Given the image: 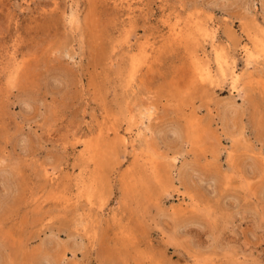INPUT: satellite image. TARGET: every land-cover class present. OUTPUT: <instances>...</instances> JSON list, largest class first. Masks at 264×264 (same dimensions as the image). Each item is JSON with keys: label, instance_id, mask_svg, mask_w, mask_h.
<instances>
[{"label": "rangeland", "instance_id": "1", "mask_svg": "<svg viewBox=\"0 0 264 264\" xmlns=\"http://www.w3.org/2000/svg\"><path fill=\"white\" fill-rule=\"evenodd\" d=\"M0 264H264V0H0Z\"/></svg>", "mask_w": 264, "mask_h": 264}, {"label": "bare ground", "instance_id": "2", "mask_svg": "<svg viewBox=\"0 0 264 264\" xmlns=\"http://www.w3.org/2000/svg\"><path fill=\"white\" fill-rule=\"evenodd\" d=\"M181 33H182V31H181ZM184 34V33H183ZM174 35L175 36H177L178 37V39H179V36H180V31H175V33H174ZM181 37V36H180ZM176 39V38H175ZM222 50V49H221ZM219 56V55H218ZM221 59V58H220ZM218 61V60H217ZM219 62V61H218ZM220 64V63H219ZM218 64V65H219ZM221 70V69H220ZM201 71V70H200ZM201 75H203V74H201ZM233 78V77H232ZM235 78V77H234ZM234 88H235V91H237V94L238 95H240L241 93H240V90H239V88L237 87V80H235L234 81ZM241 92H242V90H241ZM150 114H151V111H150V108H144V110L143 111H141L140 113H139V123L140 124H143V117H146V118H148V119H150ZM147 128H149L148 126H146ZM145 144H146V141L144 142Z\"/></svg>", "mask_w": 264, "mask_h": 264}]
</instances>
